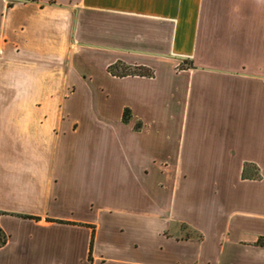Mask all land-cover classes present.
<instances>
[{"label": "crops", "instance_id": "1", "mask_svg": "<svg viewBox=\"0 0 264 264\" xmlns=\"http://www.w3.org/2000/svg\"><path fill=\"white\" fill-rule=\"evenodd\" d=\"M0 228V264H264V0H0Z\"/></svg>", "mask_w": 264, "mask_h": 264}, {"label": "trees", "instance_id": "2", "mask_svg": "<svg viewBox=\"0 0 264 264\" xmlns=\"http://www.w3.org/2000/svg\"><path fill=\"white\" fill-rule=\"evenodd\" d=\"M120 68V69H118ZM109 71L113 74L116 75H126V74H130V73H137V74H141V75H151V70L149 69H145L143 67H137L135 69H129L126 66L121 65L120 67H118L117 65H110L108 67ZM5 234L3 233L2 229L0 228V246L3 245L5 243ZM257 244L264 246V236L259 237L257 242Z\"/></svg>", "mask_w": 264, "mask_h": 264}, {"label": "rangeland", "instance_id": "3", "mask_svg": "<svg viewBox=\"0 0 264 264\" xmlns=\"http://www.w3.org/2000/svg\"><path fill=\"white\" fill-rule=\"evenodd\" d=\"M83 107H84V106H83ZM83 107H82V105H78V108H79V109H81V108H83ZM78 108H77V111H79Z\"/></svg>", "mask_w": 264, "mask_h": 264}]
</instances>
